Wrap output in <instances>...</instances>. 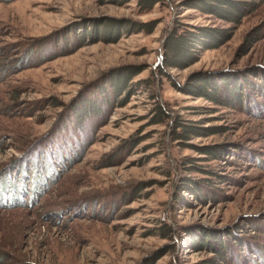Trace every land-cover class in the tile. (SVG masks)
<instances>
[{"label":"rangeland","instance_id":"rangeland-1","mask_svg":"<svg viewBox=\"0 0 264 264\" xmlns=\"http://www.w3.org/2000/svg\"><path fill=\"white\" fill-rule=\"evenodd\" d=\"M194 1L0 0V264H264V0L165 67Z\"/></svg>","mask_w":264,"mask_h":264},{"label":"trees","instance_id":"trees-1","mask_svg":"<svg viewBox=\"0 0 264 264\" xmlns=\"http://www.w3.org/2000/svg\"><path fill=\"white\" fill-rule=\"evenodd\" d=\"M160 1L161 0H139L140 5L144 6V9L146 10L153 9L154 5ZM192 7L216 16L218 15L234 26L232 29L202 26V28H197V31H193L188 28H184V26L180 24L179 21H175L171 25L172 27L169 31L170 33L164 40L165 50L161 58L165 67L184 68L197 62L201 58L200 55L203 51L218 48L219 46L228 42L233 36L235 25L237 26V24H239L243 17L248 15V13L257 9V5L254 0H195L192 3ZM109 28L110 30H108V34L114 30V27L111 25ZM261 37L262 36H258L257 31H252L249 32L245 40L248 42H256L257 40H260ZM121 75V77L124 79L123 82L125 83L127 77L123 73ZM193 77H195L197 80L198 85L194 86L195 89H192V92H196L195 94L199 95L200 97L205 96L215 103L225 104L222 101V97H220L218 85L215 84L216 81L213 80L214 78L212 77L211 73H196ZM113 95H116V93L114 92ZM108 98L109 97H107V99ZM116 102L117 104H123L122 101L118 102L116 100ZM163 114H165V112L162 106L159 105V115L162 116ZM162 121L163 120L160 117L156 123ZM175 127L176 129H182L181 132H177V130L174 129V133L176 132V135H178L177 138L181 136L190 137L189 132H193L196 135L200 134V132L197 130V126L190 124L187 125L183 121H176ZM22 190L24 192L28 191H26V188H23ZM9 193L17 194V191H9ZM211 260L213 261H211L210 264H216L214 259Z\"/></svg>","mask_w":264,"mask_h":264}]
</instances>
